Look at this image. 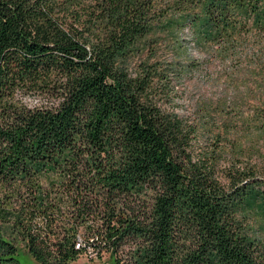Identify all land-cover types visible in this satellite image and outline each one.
Segmentation results:
<instances>
[{
	"label": "trees",
	"instance_id": "obj_1",
	"mask_svg": "<svg viewBox=\"0 0 264 264\" xmlns=\"http://www.w3.org/2000/svg\"><path fill=\"white\" fill-rule=\"evenodd\" d=\"M83 1L0 0V264H264V0ZM189 82L194 122L161 103Z\"/></svg>",
	"mask_w": 264,
	"mask_h": 264
},
{
	"label": "rangeland",
	"instance_id": "obj_2",
	"mask_svg": "<svg viewBox=\"0 0 264 264\" xmlns=\"http://www.w3.org/2000/svg\"><path fill=\"white\" fill-rule=\"evenodd\" d=\"M85 5H88L90 3V0H84ZM164 33H160L161 36V42L160 45L156 47L157 54L153 55L154 58L152 59L150 54L145 53L144 55L135 57L130 63H131V71L136 72L140 68V66L144 63H149L152 65H155L154 68L159 69L158 72L162 74V70H165L167 68V59L172 58V53H170V49L167 48V44L172 36H170L169 33L166 31H162ZM189 52L192 54H196V51L191 48L189 49ZM194 56V55H193ZM159 62V63H156ZM156 63V64H155ZM157 65V66H156ZM168 70V69H166ZM158 83V84H157ZM158 88L160 87V81L156 82ZM189 85V91H193L192 85L193 83H187ZM179 89V88H178ZM207 88H204L205 90ZM160 91V89H158ZM185 92L182 89H180V93H171V96L173 94V99L170 101H163L161 100V103L163 104V107L165 110H171L175 111L176 113H179L181 116H184L186 120L189 122H194L195 118H197L196 115V102L199 98V94L194 92ZM185 92V94H183ZM159 98V97H158ZM24 103L28 106L34 107V106H40V105H48V99L46 96L41 94H32L29 96L24 97L23 99ZM51 104L53 101L50 102ZM219 122V116L214 114L212 117L211 122ZM218 133V129H213V131L210 130L208 127H203L202 129L198 130V132L193 137L190 147L188 151L192 154L194 160H198L200 158H203L206 154H209L213 149H217V146H212L214 144H217L218 142H215V134ZM239 139V143L237 144L238 147L236 149V153L232 151V141ZM224 142H222L221 147H225L224 153H222L221 161H220V168L223 170V168L229 166L232 161L239 155L238 153H242V150L246 152L247 148L251 146V143L248 142L249 139L244 137L243 133H238V135L235 134H229V137L223 139ZM252 144L256 147L264 148V143L261 140H258L255 138V141H252ZM241 148V149H240ZM255 156L257 154H254ZM239 156H242L240 154ZM240 160H242V157H239ZM23 258L26 262L29 264H37L35 263L29 256L26 251L22 252ZM72 264H113V260L110 258L109 254L102 253V256L99 257L97 255V252L94 251L92 248L88 249L85 253H83L76 261H74Z\"/></svg>",
	"mask_w": 264,
	"mask_h": 264
}]
</instances>
